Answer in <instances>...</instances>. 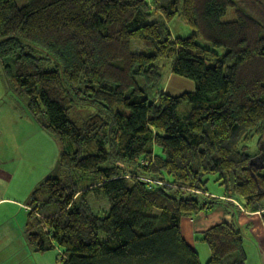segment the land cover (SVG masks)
<instances>
[{"label": "trees", "instance_id": "16d2710c", "mask_svg": "<svg viewBox=\"0 0 264 264\" xmlns=\"http://www.w3.org/2000/svg\"><path fill=\"white\" fill-rule=\"evenodd\" d=\"M234 1L246 11L226 20L232 0H0L2 75L58 144L61 175L25 205L29 245L57 264H201L182 218L228 202L264 223L246 144L264 136V0ZM176 16L195 32L172 36ZM170 74L192 89L168 93ZM197 241L205 264L246 262L231 221Z\"/></svg>", "mask_w": 264, "mask_h": 264}, {"label": "rangeland", "instance_id": "374dc122", "mask_svg": "<svg viewBox=\"0 0 264 264\" xmlns=\"http://www.w3.org/2000/svg\"><path fill=\"white\" fill-rule=\"evenodd\" d=\"M232 4L224 16L226 20L233 19L238 9L246 11L238 1L232 0ZM153 17L156 18L157 14ZM161 21L167 23L172 36L186 37L195 32L178 16L168 21L161 18ZM237 69V65L232 67L230 83ZM189 87H193L191 81L182 77L171 74L165 77L164 89L170 94L188 91ZM25 102L23 96H17L11 91L0 69V177L5 186L4 198L0 201V264H57L60 251H37L27 243L23 232L25 204L29 193L47 176L61 175L57 165L58 144L54 136L39 127L29 115ZM246 144L249 146V153L257 156L254 163L264 165V136L258 140L251 135ZM204 177L207 179L208 191L220 192L219 186L214 182L215 175L206 174ZM93 205L95 208L104 206L101 201H95ZM238 210L237 205L217 203L191 219H181L182 235L197 249L202 264L205 263L209 250L204 242L195 240L198 233L190 229L195 220L198 223L206 220L210 226L220 221L240 225L246 253L245 264H264L263 229L259 220L245 217Z\"/></svg>", "mask_w": 264, "mask_h": 264}, {"label": "crops", "instance_id": "0c3cea01", "mask_svg": "<svg viewBox=\"0 0 264 264\" xmlns=\"http://www.w3.org/2000/svg\"><path fill=\"white\" fill-rule=\"evenodd\" d=\"M172 76V75H171ZM189 89H191V87H189ZM4 188H5V186H4V184L2 183V177H0V201L4 198L3 197V192H4ZM213 194V196H217V197H220V193L219 192H216V193H212ZM237 204V208L239 209L238 211L240 212V213H243V215L245 216V217H248V218H252V217H255V218H258V220H259V224L261 225V227H262V238H264V223H263V221H262V219H261V216H260V213L259 212H249V211H246V210H244L238 203H236ZM26 205V204H25ZM233 223V222H232ZM215 224V223H214ZM210 226V223H208V222H206V220H201V222L200 223H198L197 222V220H195V221H193V223L190 225V229L191 230H193V232L194 233H199V232H201V231H203V230H205L206 228H208ZM234 226L241 232L242 231V229H241V227H239L240 225H236V224H234ZM242 233V232H241ZM196 236V235H195ZM194 238H196V237H194ZM185 239V238H184ZM195 240H197V238L195 239ZM188 242V241H187ZM192 242V241H191ZM189 243V242H188ZM191 246H192V244L191 243H189ZM193 247V246H192ZM194 248V247H193ZM195 250H196V252H197V249L196 248H194ZM198 253V252H197ZM198 257H199V254H198ZM208 257H209V254L207 255V257H205L206 258V261H207V259H208ZM199 261H200V259H199ZM206 261H205V263H206ZM259 261L261 262V259L259 258ZM200 263H201V261H200ZM204 263V264H205ZM202 264V263H201Z\"/></svg>", "mask_w": 264, "mask_h": 264}]
</instances>
